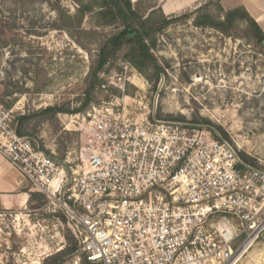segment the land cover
Returning a JSON list of instances; mask_svg holds the SVG:
<instances>
[{"label":"rangeland","instance_id":"obj_1","mask_svg":"<svg viewBox=\"0 0 264 264\" xmlns=\"http://www.w3.org/2000/svg\"><path fill=\"white\" fill-rule=\"evenodd\" d=\"M102 2L0 0V103L13 111L22 136L80 170L84 118L156 112L160 120L215 128L264 169V40L251 23L237 18L217 27L228 12L219 0L176 17L146 0L133 7L150 22L157 67L138 69L124 46L101 69L102 48L124 29L119 17H101L110 9ZM34 191L29 209L36 216H0V264H101L82 254L64 215L42 213L46 198ZM238 264H264V234Z\"/></svg>","mask_w":264,"mask_h":264},{"label":"built area","instance_id":"obj_2","mask_svg":"<svg viewBox=\"0 0 264 264\" xmlns=\"http://www.w3.org/2000/svg\"><path fill=\"white\" fill-rule=\"evenodd\" d=\"M14 119L0 103V153L46 198L43 214L66 217L92 263L238 264L264 234V169L209 125L156 112L84 118L77 170Z\"/></svg>","mask_w":264,"mask_h":264},{"label":"crops","instance_id":"obj_3","mask_svg":"<svg viewBox=\"0 0 264 264\" xmlns=\"http://www.w3.org/2000/svg\"><path fill=\"white\" fill-rule=\"evenodd\" d=\"M133 6L146 0H130ZM166 17H176L204 7L208 0H154ZM226 11L244 8L264 32V0H220ZM32 186L23 180L19 172L0 153V216L16 214L17 217L36 216L30 206L35 204ZM43 213V212H42Z\"/></svg>","mask_w":264,"mask_h":264},{"label":"trees","instance_id":"obj_4","mask_svg":"<svg viewBox=\"0 0 264 264\" xmlns=\"http://www.w3.org/2000/svg\"><path fill=\"white\" fill-rule=\"evenodd\" d=\"M102 1L103 2L99 5L100 8L106 9L108 6H110V9L102 10L100 14L101 17H112L114 19L119 17L123 22L124 29L122 32L114 36L104 48H102L99 67L103 69L108 63L109 59L124 46L129 48L128 54L132 55V61L138 69H142L147 65L151 66L152 64L157 67L155 59L151 54V47L147 43V38L150 37V33L152 32V29L149 27L150 22L148 20L138 18V13L134 9L130 0ZM237 18L248 20L253 26L255 35L258 37V39L264 40V32L262 31L261 27L244 8H237L228 11L225 22L220 24L216 23L215 25L220 28L230 27L234 24ZM204 19L205 21L202 22V24L207 25L210 23L209 18ZM112 23L113 22H110L109 24L112 25ZM157 70L158 72L161 71L160 68H157ZM17 131L18 134L22 136V130L19 126L17 127Z\"/></svg>","mask_w":264,"mask_h":264}]
</instances>
